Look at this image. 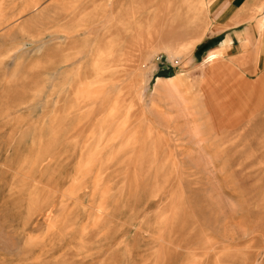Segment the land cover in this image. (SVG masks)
Masks as SVG:
<instances>
[{"label":"rangeland","instance_id":"rangeland-1","mask_svg":"<svg viewBox=\"0 0 264 264\" xmlns=\"http://www.w3.org/2000/svg\"><path fill=\"white\" fill-rule=\"evenodd\" d=\"M232 1L0 0V264H264V77L246 32L209 47Z\"/></svg>","mask_w":264,"mask_h":264},{"label":"crops","instance_id":"crops-1","mask_svg":"<svg viewBox=\"0 0 264 264\" xmlns=\"http://www.w3.org/2000/svg\"><path fill=\"white\" fill-rule=\"evenodd\" d=\"M233 2L234 1L227 4V7L228 8L230 7V9L231 8L232 9L221 15L220 22L218 23L219 26H221V28L213 34V35H220L221 33V36H218L217 38L218 40L216 42H211V45L209 47H217L218 45H220V43L223 45L225 42L226 44H229L230 43L229 40H231V44L227 45V47L230 48L232 47L233 49L235 48V50H233V53L231 55L232 57H230V60L235 65L239 64L244 60L245 57V55L243 54L244 51H242L239 47H241L240 43L244 41V38H242L243 36L242 34L246 32L247 33L246 39L248 43L249 44L252 43L247 53L249 62L251 64L249 71L253 72V75L257 77L256 80L261 79L264 77V38L259 39L258 41L255 40L258 39L259 34L257 35L258 31L257 29H255V26L253 24L252 25L247 24L244 26H240L238 28L234 25L235 22L240 21L239 20L241 16L240 7L245 2V0H241V2L240 3L238 2L237 5H235ZM236 7L239 8L235 10L234 8ZM234 26L236 28H234ZM253 54L254 57L252 56Z\"/></svg>","mask_w":264,"mask_h":264},{"label":"bare ground","instance_id":"bare-ground-1","mask_svg":"<svg viewBox=\"0 0 264 264\" xmlns=\"http://www.w3.org/2000/svg\"><path fill=\"white\" fill-rule=\"evenodd\" d=\"M264 21V20H263ZM262 25V24H261ZM215 57V55L214 54H211L209 57H208V59L209 60H213V58Z\"/></svg>","mask_w":264,"mask_h":264}]
</instances>
